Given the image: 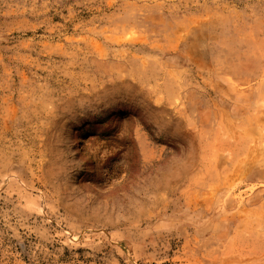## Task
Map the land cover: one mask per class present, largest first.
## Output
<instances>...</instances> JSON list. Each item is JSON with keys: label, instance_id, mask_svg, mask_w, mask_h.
I'll return each mask as SVG.
<instances>
[{"label": "rangeland", "instance_id": "rangeland-1", "mask_svg": "<svg viewBox=\"0 0 264 264\" xmlns=\"http://www.w3.org/2000/svg\"><path fill=\"white\" fill-rule=\"evenodd\" d=\"M0 264H264V0H0Z\"/></svg>", "mask_w": 264, "mask_h": 264}, {"label": "bare ground", "instance_id": "bare-ground-1", "mask_svg": "<svg viewBox=\"0 0 264 264\" xmlns=\"http://www.w3.org/2000/svg\"><path fill=\"white\" fill-rule=\"evenodd\" d=\"M81 136V135H80ZM80 136L77 137L75 143L78 144L80 142Z\"/></svg>", "mask_w": 264, "mask_h": 264}]
</instances>
